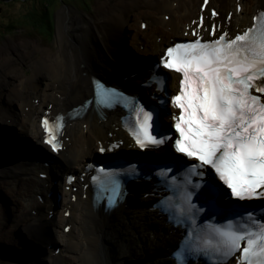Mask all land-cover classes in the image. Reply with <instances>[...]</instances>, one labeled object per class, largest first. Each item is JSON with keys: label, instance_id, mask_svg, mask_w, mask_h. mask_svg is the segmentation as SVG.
Returning <instances> with one entry per match:
<instances>
[{"label": "bare ground", "instance_id": "6f19581e", "mask_svg": "<svg viewBox=\"0 0 264 264\" xmlns=\"http://www.w3.org/2000/svg\"><path fill=\"white\" fill-rule=\"evenodd\" d=\"M108 1L102 3L100 9L94 13V23L84 16L74 17L61 13L57 23L56 48L45 49L39 44L28 48L24 45L26 51L21 49L19 57L26 58V63L32 67L31 73H27L24 66H7L14 58L5 54L4 50L9 49L8 45L0 47V62L3 65L0 66V143L3 144L0 146V189L3 186L11 193L10 201L0 197V244L8 246L1 245L5 250L3 252L8 251L5 256L6 264H135L138 258L135 251L144 250L146 254L153 256L159 248L161 251L157 256L161 263L174 264L165 257L166 248L174 246L179 235L151 209L150 200L154 199L146 196L150 192L148 183L134 185L133 193L130 192L122 203L111 211H105L103 207L92 206L90 192L87 191L88 196L85 198L80 179L70 184L65 179L59 181L65 174H77L75 170L81 169L86 162V156L96 152L97 140L104 142L110 139L109 132L117 131L116 125L112 126L118 120L120 112L105 111L106 119H103L89 108L83 116L69 119L64 135L70 137L65 142L66 150L56 155L49 167L33 162L38 160L36 157L40 153L51 157L49 148L42 145L38 127V118L48 108V104H52L53 114L71 112L73 106L93 94L92 76L104 77L107 81L125 88L129 84L128 79L132 77L129 71L135 69L132 65H136L130 52L135 50L139 55H148L149 58L151 49H162L172 36L175 37L185 30L186 22L190 23L201 4V0H177L174 7V0L171 3L168 0H129L124 2L126 4L115 5L120 13L101 17L105 7L108 12L110 10ZM233 1L235 0H211L210 4L220 2L221 8L226 12ZM263 5L264 0H254L247 10L248 4L243 1L242 16H238L240 23L245 24L251 19L255 9ZM160 13L162 19L159 17ZM143 17L152 18L153 22L141 32L139 26L143 20L138 21V30L134 31L136 21ZM108 26L111 33L106 29ZM124 28L134 31L133 41L126 47L124 45L127 43L128 34L123 31ZM153 29L155 39L148 36ZM160 34L163 36L162 42H157L156 38ZM142 35L145 36L143 38L148 48L144 51H140V44L143 42L137 40ZM139 61L141 60L138 59ZM145 77L147 74L135 79L141 82ZM37 99L39 101L36 104ZM164 113L168 116V111ZM121 137L124 134L119 131L117 138ZM124 146L129 147V141ZM52 170L57 176L61 174L57 178L58 182L53 183L56 176L52 174ZM43 172L48 173L47 180L41 179L39 174ZM44 182L47 183L46 188L42 186ZM74 186H77L76 191L73 188L68 191ZM22 189L26 190L27 196L35 193L36 196L40 194L45 198L26 201V208L36 209L32 213L20 211L24 207ZM39 189L42 191H38ZM47 192L52 194L50 199L47 198ZM71 194L76 195L75 202L70 200ZM52 202L57 205L53 206ZM61 205L63 211L59 209ZM66 209H70V216L64 215ZM17 210L21 216L24 215V219L13 214ZM50 210L54 213L53 217H49ZM56 214L60 216L58 220H55ZM125 219L128 221L127 227H119L121 223L126 224ZM23 222L28 227L22 226L21 231L18 225H23ZM60 227L61 231H57ZM65 228L71 230L65 233ZM75 228L78 229V234L74 233ZM133 230L134 233L131 234ZM24 233H28V238L38 245L41 244L46 249L47 256H31L34 249L25 241ZM138 237L139 241L150 242L154 249L145 246L138 250L129 246L125 249L127 242L137 243L135 238ZM109 239L120 248L118 255H114L106 244ZM57 243H62L61 248ZM9 247L17 249V254L27 260L17 262L15 251ZM2 254L0 251V257Z\"/></svg>", "mask_w": 264, "mask_h": 264}, {"label": "snow or ice", "instance_id": "6c2138e0", "mask_svg": "<svg viewBox=\"0 0 264 264\" xmlns=\"http://www.w3.org/2000/svg\"><path fill=\"white\" fill-rule=\"evenodd\" d=\"M208 0H204L207 4ZM212 16L217 13L213 10ZM194 23H196L194 21ZM200 26L203 25L201 17ZM175 43L167 47L159 66L182 75L179 109L173 117L174 150L178 157L155 165L152 173L165 193L156 203L170 223L183 228L173 257L176 264L204 259L207 264H264V10L242 33ZM165 76L153 75L163 91ZM97 106L121 105L125 124L141 149L164 145L172 136L160 131L159 108L139 102L116 88L95 82ZM161 100V105H166ZM83 107V105H82ZM63 128V117H58ZM46 143L54 151L59 142L47 117ZM105 149L100 148V152ZM137 166L99 167L91 179L98 202L115 207L122 198L123 178L138 175ZM221 196L238 203L221 208ZM239 253V255H237Z\"/></svg>", "mask_w": 264, "mask_h": 264}, {"label": "rangeland", "instance_id": "374dc122", "mask_svg": "<svg viewBox=\"0 0 264 264\" xmlns=\"http://www.w3.org/2000/svg\"><path fill=\"white\" fill-rule=\"evenodd\" d=\"M48 1L47 0H31V1L30 0L29 1H27V0H0V17H1L0 22L2 21L0 23V47H2L4 45L9 46V44L11 43L12 46H10L9 49H5L4 51H6L5 52L6 55H10L12 58H14V60L10 61L7 64V66L12 67V68L15 66H24L27 69L26 70L27 73H31L32 67L29 66L30 64L26 63V58L19 57L21 49L26 51V49L23 47L24 45H27L28 48H31L34 44H39L40 47L45 48V49L50 48V47L56 48L57 47V44H56L57 23H58V20L60 19L61 13H63L64 15L69 14L70 16H74V17H77V16L83 17L84 16L87 19L88 18L91 19V21L94 23V18H93L94 13L100 9V5L102 3H104L106 0H64L62 2H60V0H58V1L55 0L53 2V5L51 6L52 10H54V8H55V10H54V13H55V32H54V36H53L54 38L50 34L41 35L38 29H32L30 24L32 22V18L34 16V14L29 13V14H26L24 17H21V15L25 14L26 11L33 10V7H35V9H37L36 10L37 12H41L44 8V4H47ZM141 1H143V0H141ZM174 1L177 2V0H174ZM243 1L247 2V4H248L247 10H248V8L250 7V4L254 0H242V2ZM124 2L127 3V2H129V0H109L107 5H108V7H110V10L108 12L107 7H105L104 14H101V17H107V16H110L112 14L120 13V11L117 10L119 8L116 7L115 5L117 3L126 4ZM167 2L171 3V0H168ZM25 4H28V5H25ZM30 4H31V6H29ZM114 7H116V8H114ZM19 8H21V9L19 10ZM144 9H146V7H144ZM147 9H149V8H147ZM102 11L103 10H101V12ZM13 16H14V18H12ZM159 17H161V19H162V13L159 14ZM9 18H11V20H6ZM148 19L152 20V18H147V17H143V18H140L139 20H137L135 23L134 31L138 30V26H137L138 21L143 20V22L148 23ZM23 22H26L28 25L24 24ZM9 23L13 24V27L5 29L6 25ZM106 29L111 33V31L109 30V26ZM139 30H140V27H139ZM4 31H6V34L2 35L4 33ZM123 31L128 34L127 39L131 41L133 38L132 35H133L134 31H130V29L128 31L126 28H124ZM142 31H144V30H142ZM148 36L155 39L156 35L154 33V29L152 30V32ZM159 36H160L159 38L163 37L161 34ZM143 37H145V36L142 35L141 40L143 39ZM173 37L174 36H172L171 38H173ZM49 39H51V40H49ZM13 44H16L17 46H13ZM143 45H144V43H143ZM39 55L40 54H38V56ZM0 66H3L1 62H0ZM11 70H13V69H11ZM97 141H96L95 148L97 147ZM89 157H93V156H89ZM1 180H3V179H1ZM6 180H8V179H6ZM11 187H13V185ZM21 192H22L21 199H22V202L24 203V207L20 208V211L25 210L24 211L25 213H29V212L32 213V210H36V209H31V207L26 208V201L28 199H30L29 201L33 200L34 198L37 199V197H35L34 193H32V196H27L25 189H22ZM10 196H11V193H9L8 190L2 186V188L0 189V197H2L5 200L9 199V201H10ZM132 196H135V195H132ZM0 203H1V201H0ZM59 209H60V211H63V206L61 205V207ZM11 210H12V208H10V211ZM13 214H18L21 218L24 219V215L21 216V213H19L18 210L16 212H13ZM9 215H11V214H9ZM11 216H13V215H11ZM59 218H60L59 214H56L55 220L56 219L58 220ZM125 221H126V224L121 223L119 225V227L121 225H123V227L124 226L127 227L128 221H127V219H125ZM62 225H63V223H62ZM22 226H26V222H23V225H18V227L21 228V231L23 230ZM59 230L61 231V227L57 228V231H59ZM74 233L78 234L77 228H75ZM133 233H134V230L131 231V234H133ZM139 239H140V237L135 238L137 243L129 244L127 242L125 249L127 248V246L137 248V250L139 247L142 248L143 246L150 247V248H152V250L154 249V246H152L150 244V242H146L144 240L139 241ZM25 241H26V239H25ZM154 242H156V240ZM27 244H29V243L27 242ZM59 244L62 246V243H59ZM106 244L110 246V250L114 255L119 254L120 248L114 242H112L109 239L106 241ZM0 245L8 247L7 245H4V244H0ZM9 248H12L13 249L12 251H15V252L17 250L13 247H9ZM0 251L3 253L0 257V264H6L5 256L7 255L8 251L3 252L5 250L1 246H0ZM160 251H161L160 248L157 249L155 251L156 253L153 256L150 254H146V252L144 250L135 251L138 254V258L135 261V264H162L161 261L159 260V256H157ZM45 253L43 256H47V254H45ZM15 257H17V258H15V260L17 262H20V260H22V259L27 260V259H25L26 257H20L17 254V252L15 254Z\"/></svg>", "mask_w": 264, "mask_h": 264}, {"label": "clouds", "instance_id": "9594fccd", "mask_svg": "<svg viewBox=\"0 0 264 264\" xmlns=\"http://www.w3.org/2000/svg\"><path fill=\"white\" fill-rule=\"evenodd\" d=\"M27 1H29V0H27ZM31 1V0H30ZM48 1V0H47ZM55 0H51V1H48V3L47 4H44V8H43V10L41 11V12H37L36 10L37 9H35V7H33V10H31V11H26L25 12V14H22L21 15V17H24L26 14H29V13H31V14H34V16H33V18H32V22H31V24H30V26L32 27V29H38L39 30V32H40V34L41 35H47V34H50L52 37L54 36V32H55V13H54V10H55V8H54V10H52L51 9V6L53 5V2H54ZM58 1V0H57ZM62 1H64V0H60V2H62ZM59 2V3H60ZM219 3L220 2H216L215 3V5H213L214 7H216V8H218V9H216V10H220V7L218 6L219 5ZM241 3L243 4V2L241 1ZM173 4H174V7L176 6V4H177V2H175V1H173ZM25 5H28V4H25ZM24 5V6H25ZM201 5V4H200ZM200 5H199V7H200ZM220 5H221V3H220ZM23 6V7H24ZM29 6H31V4L29 5ZM231 7V6H230ZM257 8H264V5L263 6H261V7H257ZM256 8V9H257ZM243 9H244V6H243ZM256 9H255V11H256ZM207 14H208V12L207 11H205ZM251 14V13H250ZM195 15H196V13H195ZM16 16V15H15ZM171 16V15H170ZM197 16V15H196ZM198 17V16H197ZM209 17H210V14H209ZM12 18H14V16L12 17ZM164 18V17H163ZM193 19H196V23H194L193 24V31L195 30L196 31V33L200 36V37H203V34H202V31H203V29L205 28V27H207L208 28V25H206V26H203L202 28H199L198 27V25H199V22H198V20L200 19L199 17L198 18H195V17H192L191 18V20H193ZM6 20H11V18H9V19H6ZM4 21V20H3ZM249 21V20H248ZM247 21V22H248ZM2 22V21H1ZM0 22V23H1ZM151 22H153V20H148V23L147 22H141L140 23V31L141 32H144L145 31V29L147 28V26H148V24L149 23H151ZM24 24H27L26 22H23ZM187 24H188V21L186 22ZM5 25V24H4ZM28 25V24H27ZM10 27H13V24H7L6 25V27H5V29L6 28H10ZM142 30H144V31H142ZM186 31H188V29H187V27L185 26V30H183V32L181 31V33L179 34V35H177V36H175V37H173V38H170V40H169V42L165 45V46H167L168 44L170 45V44H172V43H175V42H178V41H181V40H184L185 39V32ZM6 34V31H4V33L2 34V35H5ZM1 35V36H2ZM133 36V35H132ZM160 36H157V38H156V41L157 42H162V37L161 38H159ZM194 37H196V35H194L193 36V38ZM49 38V37H48ZM54 38V37H53ZM49 40H51V39H49ZM139 42H143L144 43V45H143V43L142 44H140V51H144V49H148L147 48V44H146V42H144V38L141 40V38H138L137 39ZM133 41V38H132V40L130 41V40H128L127 39V43L124 45L125 47H126V45H128L129 43H131ZM152 43V42H151ZM10 46H12L11 45V43L9 44V47ZM124 46H122V48L124 47ZM136 46H138V44H136ZM165 46L163 47V48H165ZM139 47V46H138ZM150 48V47H149ZM162 48V49H163ZM159 49H161L160 47H158L157 48V50H150L151 51V55L149 56V58H148V55H139L138 53H136L137 51H135V50H132L131 52H130V54H132L133 55V57H134V64H136V65H132V66H154V64L155 63H158L159 62V58H157V55H158V51H159ZM161 49V50H162ZM138 59H140L141 61H139L138 62Z\"/></svg>", "mask_w": 264, "mask_h": 264}, {"label": "trees", "instance_id": "16d2710c", "mask_svg": "<svg viewBox=\"0 0 264 264\" xmlns=\"http://www.w3.org/2000/svg\"><path fill=\"white\" fill-rule=\"evenodd\" d=\"M49 1H51V0H49Z\"/></svg>", "mask_w": 264, "mask_h": 264}, {"label": "water", "instance_id": "95a60500", "mask_svg": "<svg viewBox=\"0 0 264 264\" xmlns=\"http://www.w3.org/2000/svg\"><path fill=\"white\" fill-rule=\"evenodd\" d=\"M33 245H35V244H33Z\"/></svg>", "mask_w": 264, "mask_h": 264}]
</instances>
